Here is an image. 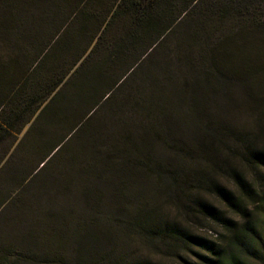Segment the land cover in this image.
I'll return each mask as SVG.
<instances>
[{"label": "trees", "instance_id": "trees-1", "mask_svg": "<svg viewBox=\"0 0 264 264\" xmlns=\"http://www.w3.org/2000/svg\"><path fill=\"white\" fill-rule=\"evenodd\" d=\"M0 5V222L5 229L14 225L4 211L18 203L23 229L17 242L1 244L0 264H104L107 239L98 221L70 225V204L63 200L76 191V177L84 176L82 198L100 207L107 185L122 197L160 171L152 154L159 147L182 151L178 138L186 117L205 116L235 100L263 110L264 117V0H0ZM65 9L64 20L65 12L55 17ZM80 37L85 48L67 60L65 42ZM11 49L12 55L4 54ZM128 107L140 123L124 122L108 148L101 141L103 121ZM259 121L255 133L238 135L240 146L231 147L222 162L195 172L190 206L225 233L210 238L154 209L138 218L149 241L165 235L180 243L172 253L179 264H264L263 118ZM210 128L234 135L232 126ZM202 146L208 154L216 150L211 141ZM55 183L50 202L45 191ZM35 198L44 201L40 208H33ZM46 240L68 247L38 249ZM114 264L159 263L141 257Z\"/></svg>", "mask_w": 264, "mask_h": 264}, {"label": "rangeland", "instance_id": "rangeland-1", "mask_svg": "<svg viewBox=\"0 0 264 264\" xmlns=\"http://www.w3.org/2000/svg\"><path fill=\"white\" fill-rule=\"evenodd\" d=\"M62 12H65V17H62L64 20L68 14V9L60 11V13L56 12L55 17ZM32 13L34 15L38 14L36 8H32ZM3 15L4 7L0 5V18ZM31 20L32 17L28 14L25 22L30 24ZM45 36L47 42L44 46L52 38V32ZM238 43H236V46ZM65 44L66 49H63V56L68 60V58H71L72 53L77 56L80 55L86 46V40L80 37L76 39L75 43L65 42ZM8 50L4 54L12 55L13 50ZM29 56L34 58L32 54ZM220 106L216 107L215 112L211 111L205 116L197 114L193 118L192 116L186 117L188 118H185L188 125L180 123L182 131L178 138L182 143V151L174 153L166 146L159 147L152 154L160 160V171L149 180L145 179L133 184L127 189L126 195L122 197H119L114 186L107 185V194L103 199V203L100 207H96L94 201L91 199L86 200L80 194L82 193L80 190L83 191L86 187L84 178H82L84 176L81 178L76 177V191L63 200L65 204L67 202L70 204L69 209L72 212L70 225L74 227L79 219L80 221L93 219L98 221V228L105 233L107 239L104 244L106 255L104 264H114L122 259L134 261L141 257H150L159 264H179L177 257L172 254L174 250L179 251L181 247L178 241L165 235H156L149 241L144 237L145 234H141V230L137 225L138 218L143 215V211L149 209L160 211L163 214L162 217L169 218L171 221L175 219L182 221V224L194 225L200 230L195 232L207 235L210 238L217 235V233L218 236L219 233H225L223 227L212 224L209 219L197 211L194 205L190 206L193 199V186L196 183L195 172L200 167H205L207 163L218 160V162H222L221 159L230 153L229 149L240 146L241 141L238 136L240 133L243 131L250 134L255 133L260 126L259 120L261 118H263L264 127V117H261L263 110H252L250 104L243 105L241 100L229 102L224 107ZM135 111V109L128 107L127 112L121 116L108 115L106 117L103 123L106 125L107 130L101 140L105 143L104 145L108 148L115 145L114 136L117 135L124 122L140 123L141 119ZM220 126H232L234 135L218 134L210 128L218 129ZM172 140L170 138L167 141L171 143ZM207 141L209 143L210 141L213 142L216 149L213 154H208L203 150L202 145ZM58 186V183H55L49 187V191H45L46 199H50V202L54 201L50 196H55ZM43 203L44 201L35 198L32 201V206L37 209ZM20 206L16 203L9 210L4 211L5 219H12L14 225L5 229L0 222V247L1 244L9 243V241L11 243L17 242V239L21 236L23 229L19 223L22 217L18 214ZM27 220L31 221L30 219ZM65 245L64 241L50 243L46 240L38 244V249L59 248V246L63 247ZM26 246L27 244L18 246V248ZM65 247H68V245ZM25 250L28 249L25 248Z\"/></svg>", "mask_w": 264, "mask_h": 264}, {"label": "clouds", "instance_id": "clouds-1", "mask_svg": "<svg viewBox=\"0 0 264 264\" xmlns=\"http://www.w3.org/2000/svg\"><path fill=\"white\" fill-rule=\"evenodd\" d=\"M237 220H240L241 218L240 217H236ZM242 222V221H241Z\"/></svg>", "mask_w": 264, "mask_h": 264}]
</instances>
